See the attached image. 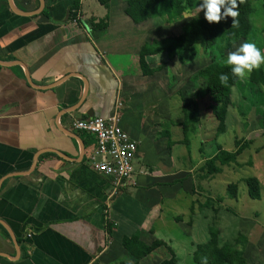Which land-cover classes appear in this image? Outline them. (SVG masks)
Returning <instances> with one entry per match:
<instances>
[{"label": "crops", "instance_id": "1", "mask_svg": "<svg viewBox=\"0 0 264 264\" xmlns=\"http://www.w3.org/2000/svg\"><path fill=\"white\" fill-rule=\"evenodd\" d=\"M75 1L0 0V264H119L124 236L166 241L169 206L187 174L193 181L191 166L216 153L179 165L191 156L188 100L180 119H168L170 59L194 68L201 54L146 55L154 72L142 73V46L171 36L166 22L152 26L163 7L135 24L127 0H79L74 11ZM119 97V125L137 152L112 194V179L90 164L95 137L73 122L108 116Z\"/></svg>", "mask_w": 264, "mask_h": 264}, {"label": "rangeland", "instance_id": "2", "mask_svg": "<svg viewBox=\"0 0 264 264\" xmlns=\"http://www.w3.org/2000/svg\"><path fill=\"white\" fill-rule=\"evenodd\" d=\"M200 2L201 0H198L194 7L174 13H168L167 8L163 7L154 15L152 26L154 24L160 26L166 22L168 27L163 34H177L191 18H204L203 10L199 12L197 10ZM257 7L255 14L264 12L262 5ZM263 27L264 18L258 17L254 28L247 36L224 41L222 53L225 58L229 52L234 51L245 41H252L258 48L264 50ZM196 49L202 59H197L195 67L192 69L190 65L179 63L176 58L170 59L172 78L170 76L168 81L166 79L168 85L170 84L169 92L174 94L169 100L170 106L172 105L169 120L176 121L183 116L180 108L181 98L191 102L186 109L187 114L190 115L188 124L193 123L188 131L191 156L187 162H181L179 165L188 169L197 156L208 155L209 152L212 154L221 148L232 151L236 149L237 141L242 143L247 141L248 144L235 163L223 166L219 173L207 178H202L198 170L203 161L197 166L196 163L191 166V174L195 175L193 181L187 174L184 185L179 190L180 193L169 206V220L162 236L167 241H164L166 246H160L140 262L160 264L174 253L179 264H194L192 259L195 246L206 240L208 227L211 226L218 229L221 236L226 238H233L238 234L244 235L247 239L244 256L248 262L264 264V122L262 118L264 84L257 90V86L248 83V77L239 81L237 87L233 89L232 104L226 115V127L224 131L219 132L213 114L216 105L209 101L205 92V79L210 60L203 53L200 43L196 45ZM191 57L186 55L185 61H190ZM197 66L198 70L193 72ZM174 136L177 137L176 132ZM185 151L187 152L185 145L179 148V152ZM248 177L258 179L261 190L259 200H252L247 195L245 179ZM230 185L236 187L235 197L228 195L227 189ZM207 200H210L208 201L210 206H204ZM170 202H172L171 197ZM149 237H146L147 241Z\"/></svg>", "mask_w": 264, "mask_h": 264}, {"label": "trees", "instance_id": "3", "mask_svg": "<svg viewBox=\"0 0 264 264\" xmlns=\"http://www.w3.org/2000/svg\"><path fill=\"white\" fill-rule=\"evenodd\" d=\"M97 1L104 6L109 3V0ZM197 2L198 0H127L125 14L135 24H139L149 19L152 12L157 8L166 7L168 13H174L194 7ZM258 5H262L264 9V0H237V16L234 18L235 25L232 24L231 17H225L215 23L207 22L203 17H193L184 24L179 34L153 39L152 42L145 43L139 52V64L142 73L150 75L154 72V69L150 68L145 60L146 55L164 51L170 55H177L178 59L182 60L181 53L184 51L190 52L192 56L196 55V45L200 43L204 50L203 53L211 60L209 73L205 79V92L216 105L213 114L218 123L217 129L219 132L224 131L228 108L232 104L233 89L237 87L240 80L233 78L229 71V66L222 63L223 59H225L222 53V43L236 40L250 33L256 24L257 18H264V12L255 14ZM78 6L79 0H76L73 10L76 11ZM89 23H92V27H101L99 24L93 25L91 20ZM220 74L228 76L226 84H221L219 80ZM248 83L257 86V90L260 89L264 84L263 65L259 69L252 71L248 76ZM188 105V101H184L185 112ZM188 116L190 115L186 112L185 130L190 120ZM262 118L264 122V114ZM235 144L236 149L227 151L221 148L213 156L206 159L198 168L201 177L207 178L217 174L223 166L235 163L248 142L237 141ZM245 184L248 197L252 200H259L261 198V190L258 179L256 177H248L245 179ZM227 192L230 197H235V185L228 186ZM208 201L210 200H207L204 206L211 205H209L210 202ZM207 236L206 240L195 246L192 259L194 264H250L244 256V246L247 241L244 235L238 234L236 237L226 238L221 236L218 229L209 226ZM121 245L126 251L127 257L120 264H142L140 262L141 259L160 246H166V243L156 239L147 244L136 233L131 236H124L121 239ZM160 264H179V261L176 255L171 253L170 257Z\"/></svg>", "mask_w": 264, "mask_h": 264}, {"label": "built area", "instance_id": "4", "mask_svg": "<svg viewBox=\"0 0 264 264\" xmlns=\"http://www.w3.org/2000/svg\"><path fill=\"white\" fill-rule=\"evenodd\" d=\"M123 99L117 98L111 114L73 122L74 128L95 137V149L89 156L92 168L112 179V194L133 173L137 143L120 125Z\"/></svg>", "mask_w": 264, "mask_h": 264}, {"label": "clouds", "instance_id": "5", "mask_svg": "<svg viewBox=\"0 0 264 264\" xmlns=\"http://www.w3.org/2000/svg\"><path fill=\"white\" fill-rule=\"evenodd\" d=\"M237 0H201L197 5L198 12L202 9L204 19L207 22L215 23L225 17L232 18L235 25ZM223 9V11H221ZM222 63L229 66V71L233 78L245 80L253 70L259 69L264 65V50H261L252 41L241 43L234 51L227 54ZM221 84H226L228 76L220 74Z\"/></svg>", "mask_w": 264, "mask_h": 264}]
</instances>
